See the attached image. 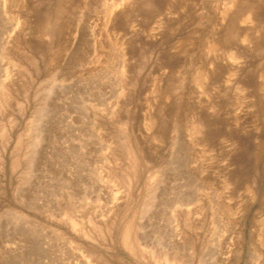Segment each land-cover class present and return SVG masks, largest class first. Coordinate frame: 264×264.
<instances>
[{
	"label": "rangeland",
	"instance_id": "1",
	"mask_svg": "<svg viewBox=\"0 0 264 264\" xmlns=\"http://www.w3.org/2000/svg\"><path fill=\"white\" fill-rule=\"evenodd\" d=\"M264 264V0H0V264Z\"/></svg>",
	"mask_w": 264,
	"mask_h": 264
},
{
	"label": "bare ground",
	"instance_id": "2",
	"mask_svg": "<svg viewBox=\"0 0 264 264\" xmlns=\"http://www.w3.org/2000/svg\"><path fill=\"white\" fill-rule=\"evenodd\" d=\"M11 264H15V263L12 262Z\"/></svg>",
	"mask_w": 264,
	"mask_h": 264
}]
</instances>
